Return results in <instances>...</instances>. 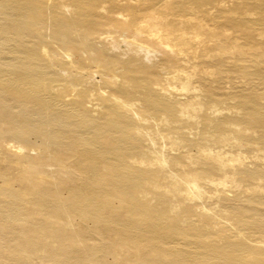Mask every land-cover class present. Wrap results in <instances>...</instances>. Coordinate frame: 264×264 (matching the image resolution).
<instances>
[{
  "label": "bare ground",
  "instance_id": "obj_1",
  "mask_svg": "<svg viewBox=\"0 0 264 264\" xmlns=\"http://www.w3.org/2000/svg\"><path fill=\"white\" fill-rule=\"evenodd\" d=\"M0 13V146L19 166L0 169V231L31 232L0 255L32 264L85 205L46 159L82 173L95 223L149 226L183 264H264V0H0ZM121 35L127 56L107 44ZM91 64L108 92L79 85Z\"/></svg>",
  "mask_w": 264,
  "mask_h": 264
},
{
  "label": "rangeland",
  "instance_id": "obj_2",
  "mask_svg": "<svg viewBox=\"0 0 264 264\" xmlns=\"http://www.w3.org/2000/svg\"><path fill=\"white\" fill-rule=\"evenodd\" d=\"M135 2L138 4L141 3V0H135ZM2 16L3 15L0 13V17ZM124 38L123 35L118 37V45L116 46L120 45V48H116L113 43L111 44V40H108L107 44L112 49L124 54L123 56H127L130 52V46L127 45ZM144 53H146V51H143V54ZM144 55L146 59L153 60L159 54H157V51L151 47V49L149 48V51H147V54ZM95 67L94 64H91L85 69L82 68L83 71H79L78 81L81 79L79 85L82 84L89 88L91 92L95 93V95L99 92L106 93L108 92V87L105 86V83L102 80V74L98 71L95 72ZM92 69L94 71H92ZM218 74L224 78V81L227 79V72L224 69H220ZM235 77L237 80H241L243 85H252L247 78L245 79V77L234 76V78ZM256 80L260 81L258 79H255V81ZM231 82H233V80ZM262 84H264V80H262ZM248 91L253 94L257 90L248 89ZM33 139L36 138L34 137ZM63 140L64 142H68L69 138L65 137ZM9 141L12 143L14 142L13 140ZM3 145L0 146V169L7 171L12 175L17 174L19 166L15 161L17 156L16 152L11 149L10 145H6V143ZM45 146L46 143L43 144V147ZM17 149L19 150L21 148L17 147ZM26 149L33 155L38 153L43 155L44 151H48L46 148L38 147V144L32 145ZM42 163L44 164V169L48 173L70 186L72 189L70 191L71 194H78L76 189L82 188L81 193L87 197L90 196V190L86 188V180L82 173L74 168L72 169L69 164L62 167L53 162L47 163L46 159L42 160ZM48 186L52 187L53 185L50 184ZM204 189L209 196L221 193L220 190L210 185H207ZM228 192L230 193V196H234V191L231 190ZM87 197L84 198V207L77 208L78 215L68 217L65 214H60L57 217V225L61 226L63 229L62 234L60 236H51L47 241L41 239L37 244L34 262L32 264H82L85 261L88 264H105V261L112 258L116 260L115 262L118 264H183L192 261L190 257L178 252L177 248L174 247V244L171 245V243H168L163 245L160 243L157 239L158 236L160 237V233L152 230L149 226L118 229L113 226H108L107 223L103 221L95 223L92 220L93 218L98 217L102 205L96 202H89ZM232 199L233 202L240 203L234 197ZM87 201L89 203H87ZM207 202L210 205L214 204V202H216L215 196L211 197ZM43 208L48 212H53L51 207L44 206ZM1 223L3 222L0 220V227ZM29 226L30 223L28 222H10L8 227L13 229V231H0V243L5 245V247L10 246L11 248L21 246L23 239H21L20 235L30 234ZM107 245H115V251L108 253ZM0 264H12V261L8 259V255L1 254Z\"/></svg>",
  "mask_w": 264,
  "mask_h": 264
}]
</instances>
